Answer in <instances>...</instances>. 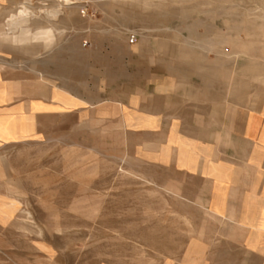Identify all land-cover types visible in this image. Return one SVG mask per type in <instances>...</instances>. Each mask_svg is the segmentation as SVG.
Instances as JSON below:
<instances>
[{
    "label": "rangeland",
    "instance_id": "obj_1",
    "mask_svg": "<svg viewBox=\"0 0 264 264\" xmlns=\"http://www.w3.org/2000/svg\"><path fill=\"white\" fill-rule=\"evenodd\" d=\"M26 2L0 0V24L31 8L30 28L53 26L56 41L0 46V112L32 128L0 144V264H195L206 214L140 160L152 150L136 109L177 80L243 81L255 60L263 86L264 0ZM56 86L77 104H55Z\"/></svg>",
    "mask_w": 264,
    "mask_h": 264
},
{
    "label": "crops",
    "instance_id": "obj_2",
    "mask_svg": "<svg viewBox=\"0 0 264 264\" xmlns=\"http://www.w3.org/2000/svg\"><path fill=\"white\" fill-rule=\"evenodd\" d=\"M29 23L13 32L8 23L0 24V46L31 54L51 50L55 28L33 30ZM1 55L0 49V62ZM252 64L253 74L242 73L238 83L224 73L206 75L200 83L177 80L167 97L142 98L136 109L137 131L147 136L142 144L152 150L140 160L167 172L170 185L186 193L184 201L200 203L206 214L195 264H264V85L257 88L255 81L261 61ZM52 101L77 104L57 86ZM40 102L32 101L30 108L45 106ZM9 114L0 112V144L32 134L29 123Z\"/></svg>",
    "mask_w": 264,
    "mask_h": 264
},
{
    "label": "bare ground",
    "instance_id": "obj_3",
    "mask_svg": "<svg viewBox=\"0 0 264 264\" xmlns=\"http://www.w3.org/2000/svg\"><path fill=\"white\" fill-rule=\"evenodd\" d=\"M26 4L30 6L32 0H26ZM64 3L68 2L69 0H62ZM31 9V8H30ZM27 10L26 12H19L15 18H13L7 25H8V30L12 31L13 30H18V28H23L25 25H27L30 22V19L35 15L34 11ZM44 12H46L47 16L50 19H57L60 14L62 13V5L60 4L59 7H51L49 9H45ZM7 30V31H8ZM32 33V32H31ZM8 35V34H7ZM30 45V44H29ZM53 45V44H52ZM18 46V44H17ZM20 46V45H19ZM20 48V47H19ZM29 51V50H28ZM31 51V50H30ZM36 51V50H35ZM38 52V51H37ZM36 52V53H37Z\"/></svg>",
    "mask_w": 264,
    "mask_h": 264
},
{
    "label": "built area",
    "instance_id": "obj_4",
    "mask_svg": "<svg viewBox=\"0 0 264 264\" xmlns=\"http://www.w3.org/2000/svg\"><path fill=\"white\" fill-rule=\"evenodd\" d=\"M130 43H134L136 41L135 35H131L129 38Z\"/></svg>",
    "mask_w": 264,
    "mask_h": 264
}]
</instances>
